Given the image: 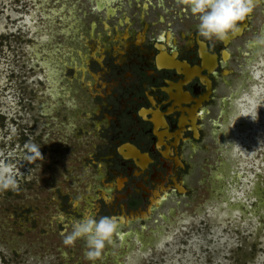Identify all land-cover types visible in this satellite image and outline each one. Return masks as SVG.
<instances>
[{
  "label": "rangeland",
  "instance_id": "1",
  "mask_svg": "<svg viewBox=\"0 0 264 264\" xmlns=\"http://www.w3.org/2000/svg\"><path fill=\"white\" fill-rule=\"evenodd\" d=\"M62 1L0 0V167L10 166L18 184L15 190H0V264H92L85 259L84 239L70 246L63 243L73 230L71 220L81 221L80 216L89 208L88 197L93 191L88 193V185L97 183L95 168L83 163L86 151L92 147L86 144L87 137H80L74 144L73 137L50 132L56 125L53 127L49 118L47 123L52 126L46 124L47 128L41 129L43 119L37 118L36 103L47 100L50 118L62 120L67 117L68 101L64 97L56 100L42 94L48 84L47 76L39 66L41 59L32 56L62 51L70 45L71 39L65 34L69 26L63 15L72 6L80 21L86 24L82 29L84 33L91 20L98 23V31L102 32L100 21L104 11L90 10L93 0ZM170 2L174 9L180 8L179 4ZM115 5L121 6L117 15L126 14L133 28L139 29L140 11L133 0H122ZM57 10L61 11L57 13ZM145 12L148 14L146 20L151 21L162 10L153 7ZM170 14L175 32L192 22L191 16L188 21L180 22ZM48 15L52 19H48ZM116 21L114 17L111 24ZM163 28L158 25L151 31ZM261 37H264V0L253 3L249 27L231 48L229 65L233 72L229 79L231 86L240 93L236 109L239 106L245 109L234 122L232 164L236 163V168L225 167L223 174L222 163L228 161L223 158L222 151L218 155L216 146L207 142L210 146L207 144L208 149L197 154L200 163L189 178L193 190L189 195L172 196L144 222L145 238L155 240V245L138 251L139 243L132 242L129 253L137 259L130 264H264V217L256 211L260 196H264V67L257 65V60L264 59V44L258 42ZM208 40L212 45L213 38ZM246 40H253L256 46L250 49ZM254 51L258 53L257 59L252 58ZM63 78L61 81L65 82L67 77L63 75ZM253 95L255 103H246ZM78 100L84 106L85 102L81 98ZM254 109L257 110L255 121L245 117L246 113L255 112ZM80 120L76 124H80ZM90 138L93 139V135ZM42 140L45 142L40 149L42 159L29 160L27 157L32 153L27 146L39 147ZM227 172L229 179L239 175L236 180L231 178L234 185L230 192L231 195L236 193L242 203L237 201L239 207L235 205L233 209L234 218L217 219L215 236L210 232L207 217L214 203L227 204L228 189L222 195L214 190V184L222 180L221 183L228 185ZM68 196L78 200L79 210L73 209ZM144 203H139L138 208L143 210ZM168 207H173L174 215L164 222L159 213L167 214ZM106 208L101 204L97 220L112 213ZM59 215L63 219L58 222ZM124 254L125 250L114 239L106 244L101 259L95 264H126Z\"/></svg>",
  "mask_w": 264,
  "mask_h": 264
},
{
  "label": "flooded vegetation",
  "instance_id": "2",
  "mask_svg": "<svg viewBox=\"0 0 264 264\" xmlns=\"http://www.w3.org/2000/svg\"><path fill=\"white\" fill-rule=\"evenodd\" d=\"M170 1L179 4L180 8L174 9ZM170 1L154 0L152 3L151 0H133L135 7L140 11V14L137 15L141 24L139 29L133 28V22L129 17L130 31L134 30L137 32L136 34H140L143 38L142 41L135 44L136 40L130 34L127 37L128 49L120 45L119 51L122 53H118L113 46L106 50L103 49L102 43L97 44L95 41L89 40L88 46H85L84 50L82 49V52L87 54L88 73L85 81L78 83L77 93L73 87L77 83L75 69L67 67L64 73L67 80L61 81L63 85L70 86L69 88L74 94L73 97L79 104L78 99L80 98L85 102L84 107L87 109H82L78 117L74 115L76 121L82 119L80 120L82 124H77L73 133L68 135V137H73L74 144H77L80 137H87L86 144L92 149L86 151L83 163L95 168V176L101 165L105 173L104 184H109L115 177L124 182L121 190L116 191L118 197L111 204L105 203L100 198H96L92 202L93 204H89V208H94L92 213L96 220L98 218L96 213L101 204L105 208L107 205L109 211H112L108 217L119 220L123 213L126 216H131L147 210L151 198L154 196L153 193L160 192L163 188L175 191L173 196L187 195L193 190L189 184V178L200 163L196 157L197 154L208 149L207 142H210L212 146L215 145V152L220 154L221 145L218 140L220 136L219 138L213 136L212 121L215 119L219 121L221 100L227 97L230 90L234 88L229 79L233 72L229 65L232 58L231 48L233 42L242 36L249 27L251 13L238 25V28H241L240 35H236L228 44L224 39L213 38L211 45L208 39H204L198 33V18L191 14L190 9L181 5L179 0ZM144 5L147 6L145 10H143ZM153 7L159 8L162 13L154 16L153 20L147 21L148 14L145 11ZM170 13L175 15L176 20L180 22L188 21L191 16L192 22H188L182 31L175 32L172 28L175 23L169 19ZM94 21L91 20L89 23ZM113 25L110 21V26L113 27ZM158 25H163L164 28L151 31ZM98 29L99 25L96 27V31L100 32ZM169 34L170 43L167 40ZM190 40L191 44H188ZM73 41L75 40L73 39ZM250 41L253 40H246V46ZM76 43H78L77 40ZM236 48L239 49V46ZM162 51L168 57L173 58L174 63L180 68L160 66L158 57ZM226 51L230 52L231 57L225 66L223 54ZM205 55L211 61L210 67L204 66ZM39 66L43 70V67ZM226 68L229 70L225 76L227 83L222 79V73ZM70 80L72 84H69ZM239 94L236 90L234 101L232 106L228 107L229 111H227V117L223 123V135L232 134L229 136L230 141L222 139L224 146H229V142L234 143L235 146V135L230 130L234 127L236 118L242 114L238 111L240 108L236 109V100ZM80 106L83 107V105ZM31 108L33 109L34 106ZM205 109L208 111L207 113H204ZM68 113L67 111V116ZM36 115L38 120L43 119L41 129L47 128V125L50 124L47 123V118L52 122V125H56L55 118L45 116L41 112H37ZM57 119L67 121V117L62 120ZM228 124L229 127H226ZM50 132L60 135L62 130L53 128ZM162 133L165 134L160 144L158 134ZM41 134L42 132L39 133V137ZM92 135L93 139L90 138ZM94 139L98 142L95 143ZM190 142L197 148L191 159H188L187 145ZM40 143H42L39 146L41 149L45 142L42 140ZM126 145L131 146L139 155L146 156L147 164L141 166L132 158H125L120 149ZM165 152L168 154L167 157L164 156ZM224 156L229 163L228 155ZM217 176L219 175L217 174ZM183 179L186 180L185 183L182 182ZM99 187L100 189H97L96 192L93 191L92 195L97 196L101 192L102 185L99 184ZM179 188L182 190L180 191ZM72 198L68 196V200L72 202L71 206L74 208L73 203L77 200ZM142 201L145 202L143 210L138 208ZM170 203L173 205L174 202L170 201ZM170 208L173 209V207L167 208L168 217L174 215V211L169 214ZM82 216H80V220H82ZM162 221L167 222L168 220ZM71 222L73 224L76 221L71 220ZM144 222L142 223L144 224ZM113 238L117 241V237ZM147 239L142 238L143 241ZM149 240L151 241L149 245H155V240ZM128 248L130 251L131 246L126 247V249Z\"/></svg>",
  "mask_w": 264,
  "mask_h": 264
},
{
  "label": "bare ground",
  "instance_id": "3",
  "mask_svg": "<svg viewBox=\"0 0 264 264\" xmlns=\"http://www.w3.org/2000/svg\"><path fill=\"white\" fill-rule=\"evenodd\" d=\"M121 1L122 0H93V2H92L93 4L91 5L90 10H93L97 13H101L102 11H104V17L105 18L101 20L102 32L96 31V27L98 26V24L96 23V21H94L92 23H88L87 28H86L87 29L86 34L82 30V29H84L86 24L80 21V18L78 17L77 12L74 9L75 6H72V8H69V10H68L69 12L66 15H63V19H64V22L66 24H68V26H69L65 30L66 36L71 38V41H73V39L75 41H73L70 45L65 46L62 51H60V50L49 51L47 55L34 53L32 56V57H35V59H38V60H39V58L41 59L40 65L43 67V70L45 71L46 76H47L46 81L48 82V84H46V89H45V91H42L43 92L42 94L47 95V96L50 95L51 98L56 99V100L59 97H64V99L68 101L67 102V107H68L67 111L69 113L67 116V121H64V120L59 121L57 118H55L54 120L56 121V126L54 127V125H53L54 128L62 130V132H60V134H63L66 137H68V135L73 133V129L77 125L75 123L76 120L74 119V115H76L78 117V115L81 113L82 109H84V110L86 109V107H84V106L81 107L80 104L78 103V101L75 100V98L73 97L74 94L72 92V89L69 88L70 86L62 85L61 80L65 79V78H63V75L66 72L67 67H72L73 69H75V78L77 79V83H75V85L73 86V87H75V89L74 88L73 89H74V91H76L79 89L78 83L80 84V83L84 82L85 78L87 76V73H88V71H87V54L83 53L82 51L84 50L85 46H88L89 40L95 41L97 44L102 43L103 47H104L103 49L109 50L110 47L113 46V48L115 49L116 52L122 53L121 51H119L120 45H122L125 49H128L129 43H127V37L130 34L132 36H134V39L136 40L135 44H138L143 39L141 37V35L136 34L137 32H135L134 30L130 31L131 23H130L129 17H127L124 13H122V15H119V16L117 15V11L120 10L121 6L120 5L116 6L115 4H117V3L120 4ZM256 1H258V0H252L253 3ZM146 8H147V6L144 5L143 10H145ZM58 11L60 12L61 10H57L55 12L58 13ZM85 14L86 13H83V15H85ZM143 14H144V12H143ZM46 17H48V19H50L52 16L48 15ZM114 17L117 18V22L114 23L113 27H111L110 21ZM81 25H83V28L81 27ZM240 34H241V28H238L236 31H234L233 34H229L228 36L224 37L223 39H224L225 43L228 44L236 35H240ZM160 38L162 39V36H160ZM76 40L78 43H76ZM167 40L170 43V40H171L170 34H169ZM188 44H191V40L188 42ZM247 45L250 49H252L256 46V43L253 41H250V43ZM202 48H203V46H202ZM98 50H100V48H98ZM253 55L254 56L252 58L255 57L257 59L258 53H256L254 51ZM230 57H231V54L229 51L224 52L223 64H225V66L227 65ZM257 61H258L257 65H259V67L260 66L264 67V59L263 58L261 60H257ZM210 62L211 61L205 55L204 66L210 67ZM158 63L160 66H170V67L180 68L179 65L174 63V59L171 57H168L164 51H162L160 56L158 57ZM186 73L189 74V72H187V71H186ZM227 73H229V70H227V68H226L224 70V72L222 73V79L226 83H227V79L225 76ZM38 79H40V77H38ZM69 84H72L71 80L69 81ZM236 90L237 89L232 88L230 90V93L227 94V97H225L223 100H221L220 109H219V118L220 119H219V121L216 119L214 121H212L213 122L212 123L213 124V129H212L213 136H215L217 138H219V136H220V138L218 140L220 142L219 144H222L219 151H220V153L222 151L223 155L228 154L229 163L228 162L222 163L223 168H224L223 170H225V167L228 168V166H229L230 170L232 168L235 169L236 165H237L236 163L232 164L233 163L232 157L235 154V151L233 150L234 149V143L232 144L229 142V144H228L229 146H226V145L224 146L222 143L223 138H224V140L230 141L229 136L232 135L231 133H228L227 135L226 134L223 135V132H224L223 123L225 122V118L227 117V111H229L228 107L232 106V102L234 101L233 98H234V95L236 93ZM76 93H77V91H76ZM254 100H255V95H253V97L251 96L250 98H248L246 100L247 101L246 103H248V104L251 103V105H252V102L255 103ZM47 102H48L47 100L41 99L38 103H36L35 106L37 107L38 112L44 113L45 116L48 115V117H50V115H52V114H50L51 109L48 107ZM262 104L264 106V101L262 102ZM55 108L56 107H54L53 110H55ZM203 111H204V113L208 112L206 109ZM238 111H240V112L244 111L242 113H245L244 107H241V106H240V109ZM253 111H256V110L254 109ZM237 118H239V117H237ZM217 125H218V127H216ZM49 126H52V125L49 124ZM226 127H229V124ZM231 129L232 130H230V132L232 131L234 133L235 127H232ZM164 134L165 133L158 134L160 144L162 142ZM244 142L247 143L248 141L244 140ZM224 147H226V149L227 150L229 149V150L227 152H224ZM249 147H250V145H249ZM196 148H197V146L195 144H192L191 142H190V144L187 145V149H189V152L187 154L188 159H191V157L195 154ZM240 148L242 149V146ZM120 152L125 158H132L136 163H138V165L145 166L148 162L146 156L139 155L131 146H128V145L123 146L120 149ZM245 155H247V154L246 153L243 154V157ZM248 155H251V154L248 153ZM164 156L165 157L168 156L167 152L164 153ZM223 158L226 159L225 156ZM229 174L230 173L227 172L226 176L224 175L226 178H228V182H227L228 185L225 183H221V182H224L223 180L220 182V184H214V186H215L214 190L219 192V195L224 190L228 189L227 196H229L227 198L228 200H226L227 204H225L226 202L223 205L219 204V203H214L215 205L213 204L214 206L212 205L211 209L209 208L208 217H207L208 223L211 226L210 232L212 234H214L215 236L218 233V229L215 226L217 219L220 220L221 218H224L226 216L234 218L235 213H234L233 209H234L235 205L236 206L238 205V207H239V204H237V201L238 202L240 201V203H242L241 198L238 199L237 197H239V196L236 193H234L233 194L234 196H233V195H231V192H230L232 185H234L231 182V178L233 180H236L239 177V175H235V176L232 175V176H230V179H229V176H228ZM104 176H105V173L103 172L102 166L100 165L99 170H98V174L96 175L97 183H95L94 186L89 185L87 187V191L90 194H91V191L96 192L97 189H100L99 184L102 185V190H101V192L98 193L97 196L91 194L88 197L89 204H91L93 201H95L96 198H100L105 203L111 204L113 202V200L116 197H118L117 192L119 190H121L122 185L124 183L123 180H120L119 178L115 177L114 179H112V181L109 184H104V178H105ZM182 182L185 183L186 180L183 179ZM225 185H226V187H225ZM257 187H259V186H257ZM179 190L181 191L182 189L179 188ZM174 192L175 191H168L165 188L161 189L160 192L155 191L153 193L154 196L151 198V202H150V205L148 206L147 210L138 212L136 214H132L131 216H126L125 213H123L119 220H115V222L117 224V230L114 233L113 237H117V242L120 244V246L122 248L124 247V250H125L124 255H125L126 264L131 263V257H130L129 249H126V247H130V244H133L132 242H138L139 243V242H141L142 238H145V235L143 232H144V229L146 228V225H144L142 222L148 221L150 219V217L155 213V211L158 210L168 200V198L170 196H173ZM257 194H259V193L257 192ZM235 197L237 200L235 199ZM73 206H74L73 209L79 210L78 200L75 203H73ZM256 208H257L256 211L259 210V213L261 214V216L264 217V196H262V195L260 196V200H258ZM93 210H94V208H92V207L86 209L85 213L82 216V220L80 222L87 221L88 219H94V214L92 213ZM171 211H174V210L172 208H170L169 214ZM159 216L162 220L167 221L169 219L168 215L164 212H160ZM57 218L59 221L60 220L62 221L63 216L59 215ZM214 218H215V220H214ZM76 223H78V221L74 222L73 224L75 225ZM137 225H139V226H137ZM123 227H126V229L123 230L122 229ZM113 237L111 238L110 242H112L114 240ZM141 248H142V246L138 249V251H141ZM131 254H133V253H131ZM132 259L135 260L137 258L134 255L132 257ZM133 260H132V262H133ZM135 262H136V260H135ZM135 262H134V264H135Z\"/></svg>",
  "mask_w": 264,
  "mask_h": 264
},
{
  "label": "clouds",
  "instance_id": "4",
  "mask_svg": "<svg viewBox=\"0 0 264 264\" xmlns=\"http://www.w3.org/2000/svg\"><path fill=\"white\" fill-rule=\"evenodd\" d=\"M187 6L193 16L198 18L197 30L204 39H223L238 29L253 11L252 0H179ZM264 44V37L258 41ZM253 121L257 119V110L245 115ZM32 155L29 160L42 159L40 147L35 144L27 146ZM18 187L10 166L0 167V190H15ZM117 230L113 218L101 217L99 220L88 219L73 226L72 232L64 238L65 245H72L78 239L85 240V259L95 264L101 259L105 246Z\"/></svg>",
  "mask_w": 264,
  "mask_h": 264
},
{
  "label": "water",
  "instance_id": "5",
  "mask_svg": "<svg viewBox=\"0 0 264 264\" xmlns=\"http://www.w3.org/2000/svg\"><path fill=\"white\" fill-rule=\"evenodd\" d=\"M149 239H147L146 241H143V240H141V243H139V245H140V247L142 246V248H141V251H143L144 250V248L151 242L150 240L148 241ZM149 242V243H148ZM131 257V262H132V257L133 256H130Z\"/></svg>",
  "mask_w": 264,
  "mask_h": 264
}]
</instances>
